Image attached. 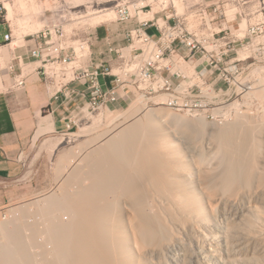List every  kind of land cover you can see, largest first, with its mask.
I'll use <instances>...</instances> for the list:
<instances>
[{"label":"rangeland","instance_id":"rangeland-1","mask_svg":"<svg viewBox=\"0 0 264 264\" xmlns=\"http://www.w3.org/2000/svg\"><path fill=\"white\" fill-rule=\"evenodd\" d=\"M125 1H127L131 5L135 3L142 4L148 2V0H14V29L18 33L38 32L48 26L52 27L54 24H58L62 27L64 31V37L66 39H69V41H71L72 39L75 40L81 35L89 32L92 28L102 22L116 21V5ZM110 10L112 11V15L110 17H105L100 22H94V19L96 17L100 15L104 16L105 12H109ZM157 10V5L154 4L153 12L147 14L145 12H142L141 16L152 17L153 13ZM148 33L151 36L156 37L154 29L149 30ZM72 43L77 48L79 47V44H81V41L77 40L73 41ZM141 86L144 87V84ZM131 91L132 97L129 100L128 104L123 108L115 109L106 105L96 110L89 108V110H87V118L81 123V129L74 135L63 138L57 150L52 152L49 167L45 172H43L42 179L40 180L41 182H39L38 185L30 187L26 194H24L23 196L21 195L20 197L15 199L13 203L0 208V215L2 216L1 219H8V222L6 224L7 228H4V230L0 227V256H3L5 252H8V254L10 253L9 255L5 253L2 258L0 257V263L14 264V262H17V264H29L31 262L30 256H37L36 254H38L39 256V254H41L40 256L45 257L46 254L49 253V255L51 256L54 253V247L51 246V244L53 243H51V237L49 236V234H47V229L51 227V230L52 228L54 229L56 226L60 225V228H55V231H57L58 233L64 228V226H62L61 220H58L56 216L57 214H55V212L58 213V215L59 213L61 215L58 205L59 202L60 204H63V200H66V197L69 196V198H71L73 197L72 195L75 194L72 190L68 192L69 195L67 193V195H64V192L67 190L66 187L69 186V188L73 189L71 186L74 187L75 184L78 183L74 178V181L71 180L73 177L71 175H73L74 170L73 172L69 173V175H67V170L69 169L70 164L72 165L77 162L76 160L80 152H82L83 150H91V148H93L92 146L95 145L94 143L92 144V142L95 141L94 139L98 138L100 135H103V133L104 135H107L105 133L113 132L115 131L114 129H116V132L119 133L118 130L124 129L125 126L123 125H126V123H124L126 120L128 121V124L131 122L134 125L137 122L136 118H144L146 116L145 113L153 112L154 116L163 124L165 131L168 130L166 131V133H170L169 135L172 136L171 138L176 142L174 148L176 151V157L185 162L188 166V169H190L191 174H189V177L187 176V179L185 178V180L190 183H194L196 187H199L201 185L204 191H207V193H209L210 191L213 195L215 194V210L218 213L220 210L223 211L219 213V217L222 220L223 224L226 223V225L224 226L229 232L228 236L230 235V250L226 252L218 247L220 251V257H223L226 264H264V78L261 79L259 84L256 85L253 89L243 92L241 100L236 99L231 106L225 107V104H222L221 106L217 107L216 112L221 113L225 116V118L221 120H212L207 117L192 116L185 112H180L176 109L174 110L173 107H170L167 103V96L162 91H153L150 89L136 90L133 87H131ZM156 108H158V112L156 111ZM161 118L163 120H161ZM181 118H184V122L181 121ZM132 119L136 122H134ZM185 120H187L188 123L185 122ZM232 123H234L235 125H232ZM228 124H230L231 126H226ZM117 125L118 127H116ZM214 126L216 127L214 128ZM219 127H222L220 131H218ZM224 127L226 128V132L224 131ZM227 127H230L231 130L228 131ZM221 130L224 132H222ZM142 131L143 130H135L134 132L142 134ZM116 132H114V134H116ZM219 134L221 135L219 136ZM236 134L238 136H236ZM218 136L220 138H217ZM243 141L246 145L243 143ZM236 150L239 152H237ZM237 160H239L240 162ZM80 163L82 164V162ZM77 166L81 167L79 163L77 164ZM77 166L75 165V167ZM232 168H236L235 170H237L235 173V177L233 178L231 175L232 172L230 170ZM260 168H262L263 170ZM78 169L79 167L75 168V172L78 171ZM227 172H229V174H227ZM225 174L226 180L224 179ZM238 176L240 179L238 178ZM228 182H230L231 184ZM63 184L67 186L65 187ZM211 193L209 194L211 195ZM63 195L65 196L64 199ZM50 197L52 199L54 198L52 200L53 202H51ZM216 197L218 199H216ZM250 198L251 200H249ZM228 199L230 200V202L228 201ZM232 200L235 201V203H233ZM248 200L250 202H248ZM47 202H51L50 204H54V207L56 206L52 213L46 210L48 207V205L46 204ZM55 202L57 204H55ZM37 206L41 207V209H43V207L45 206L44 208L46 212L44 209L42 210L43 212L38 210ZM57 210H59V212H57ZM259 210L260 213H258ZM47 212L49 216H47ZM261 213L262 216H260ZM3 214H6V216L3 217ZM60 215L59 217L61 218ZM44 216L47 217V219ZM54 216L56 217L55 220L53 218ZM79 216L81 219H83L82 215H78V218ZM44 218L47 220V222L46 220H43ZM177 218L178 220H176L175 223L169 221V224L171 226L169 225L170 227L167 229H172L170 231H172L173 233L168 230L170 232L169 233L166 229L164 234L165 241L163 240L162 242L164 243V246L169 243L170 248H162L163 250L160 248L161 250L158 253L145 256L146 258H143L145 264H175L173 261L174 257L179 258L181 264H197L195 261V256L198 251L195 245L197 239H200L201 237H208H206L205 234L202 235V230H200L201 226L198 224V222L197 224L196 222H194V224L191 221L190 223L189 221L185 223V220L180 218V216L177 215ZM28 220H31L30 223ZM251 220L256 221V225H253V222H251ZM38 221L41 222L39 223ZM178 221H180V223ZM31 223L34 225V228L36 226L37 227L34 229ZM42 223H44L45 230L42 227ZM86 224L88 225V223ZM181 225L186 226L185 230L181 229ZM9 227L10 229H8ZM38 229H40L41 231ZM254 229H257V233ZM260 230L263 231L261 232ZM6 231H8L9 233H7ZM11 232L13 234L14 232L16 233L14 234V236H12L10 234ZM18 233L19 235H17ZM167 233H169L170 236ZM252 233L259 235L253 236L249 239V236ZM39 234H41V236ZM166 235L169 236L170 239H168L169 237L166 239ZM175 235H178V237L180 236L179 239L175 238ZM22 240H25V242H23ZM28 241L31 242L29 243ZM38 242L40 244H37ZM211 242H214L213 245H216L214 239H212ZM11 244H13V246ZM15 244H17L18 246ZM22 245L25 246L22 247ZM26 247H29L30 249H27ZM34 247H40L41 249L36 248L35 250ZM42 247L44 249H42ZM26 249L27 251H25ZM20 250H22L23 253H20ZM42 250L45 251L42 252ZM28 251H30V253ZM13 256L17 258L15 259V261L13 259ZM40 256L34 260H31L33 262L35 261L36 263V260H39L37 264H41L43 257ZM53 256L54 264H58V262H56L58 261L55 258L56 256ZM33 262L31 263L36 264L35 262Z\"/></svg>","mask_w":264,"mask_h":264},{"label":"bare ground","instance_id":"bare-ground-1","mask_svg":"<svg viewBox=\"0 0 264 264\" xmlns=\"http://www.w3.org/2000/svg\"><path fill=\"white\" fill-rule=\"evenodd\" d=\"M111 15H112V11L110 10L109 12H105L104 16L100 15L96 17L94 19V22H100L102 21L103 18L110 17ZM156 109H157L156 111L158 112V108ZM145 114L146 116L144 118H139V117H138L139 119L136 118L137 122L132 119L134 122H136L134 125L131 122L128 124V121L126 120L124 122L126 123V125H123L125 126L124 129H120L121 131L117 129L119 133L116 132V129H114L115 131L113 132L105 133L107 135H104V133L103 135H100V136L98 135L99 137L98 136H97L98 138L95 137L96 138L94 139L95 141L92 142V144L93 143L95 144L94 146H92L94 149L91 148V150H87V151L83 150L82 152L79 153V156L76 154L78 158L75 164L71 165L69 163L70 167L67 170V175H69V173L73 172L74 170L73 175H71L73 176L71 180H73L74 178L76 179V182L78 183L74 182L76 183L75 186L74 187L71 186L73 189L69 188V186L66 187L67 185L65 186L63 184L67 188V190L64 192L65 193L64 195H67L68 192L72 190H73V193L75 194L72 193L73 197L69 198L68 196L65 198L66 200H63L65 197L63 195V199H61L64 201L63 204H60V202L58 204L59 210L61 212V215L60 213L59 215L61 216V218L59 217L58 213L54 211L55 214H57L56 216L58 220H61L62 226H64V228L63 229L61 228L62 230H60L58 233L57 231H55V228L59 227L60 225L56 227L54 226L55 228L54 229L52 228L51 230H50L51 227L47 229L48 230L47 234H49V236L51 237L50 238L52 241L51 243L54 244V245L51 244V246L54 247L53 249L54 253L51 256L49 255L50 253L46 254V256L43 254L45 257L40 256L41 254H39L40 257H43L41 264H54L53 255L56 256L55 258L58 260L56 261L58 262V264H145L143 260L145 256L154 255L158 253L162 248H167V249L168 247L170 248L169 243L166 244V246H164V243L162 242L165 238L164 234H165L166 229L171 226L169 224V221L175 223L176 220H178L177 215L180 216V218L184 219L185 223L188 221L190 223L191 221L193 223L196 222L197 224L198 222V224L201 226L200 230H202V233H203L202 235L205 234V236L208 237V238L201 237L200 239L199 238L197 239V242L195 244L196 248L198 249L197 254L195 256L196 263L197 264H226L223 257H220L219 255V252H220L219 248L226 252L230 250V241H229L230 235L228 236L229 232L228 230H226V227L224 226L226 225V223L223 224L222 220L219 217L220 215L219 213L223 211L220 210L218 213L215 210V207H214V203H215L214 195L215 194L213 195L209 191V193H211L212 195L211 196L209 193H207V191L206 192L204 191V189L202 188L200 184H199L200 185L199 187H196L194 183H190L185 180V178L189 174H191V172H190V169H188V166L186 165V163L181 161V159H178V157H176L175 155L176 151L174 149L176 142L171 138L172 136L169 135L170 133L169 134L166 133V131L168 130L165 131L163 124L161 123V121H159V119H157L154 116L153 112H149V113L147 112ZM183 119L181 118V121H183ZM161 120L163 119L161 118ZM187 120H185V122H187ZM232 125H235V124L232 123ZM226 126H231V125L228 124ZM116 127H118V125ZM215 127L216 126H214V128ZM225 127H224V131L226 129ZM221 128L219 127L218 131H220ZM229 128L230 127H227L228 131L231 130V128L230 129ZM135 130H140V131L143 130V131H142V134H138L137 132H134ZM114 132H116V134H114ZM220 135L221 134H219V136ZM219 136L217 138H220ZM236 136L238 135L236 134ZM80 162H82V164ZM78 163L79 165H81V167L77 166ZM75 165L79 167L78 171L76 172H75V168L77 167H75ZM235 169L234 168L230 169L232 172L231 174L232 178L235 177V173L237 171ZM227 174H229V172H227ZM252 176H253V173H252ZM190 177H193V176H190ZM224 179L226 180V174H225ZM227 181H224V182H227ZM53 199L51 198V202H53L52 201ZM216 199L218 198L216 197ZM249 200H251V198ZM249 200L248 202H250ZM228 201L230 202L229 199ZM232 202L235 203V201L233 200ZM50 203L48 202L46 203L48 205L46 210L52 213V211L54 210L56 206L54 207L53 206L54 204H50ZM55 204L57 203L55 202ZM37 207H38V210L40 211H42L43 209L45 210L44 208L45 206L43 207V209H41L42 205L41 207L39 206ZM59 210H57V212H59ZM260 210L258 211V213H260ZM54 212H53V215H54ZM78 215H82L85 221L81 219L80 216H79L80 218L79 219ZM4 216H6V214H3V217ZM47 216H49L48 212H47ZM260 216H262V213ZM1 217L2 216L0 215V227L3 229L4 228L6 229L7 228L6 224L8 222V219L4 220L5 218L1 219ZM45 218L47 219V217ZM45 218L43 219L44 221L46 220ZM53 218L55 220L56 217L54 216ZM252 220L251 222H253V225H256V221H252ZM28 221L30 223L31 220H28ZM85 222L88 223V225ZM178 222L180 223V221ZM32 227L34 228L33 224H32ZM42 227L44 229V223H42ZM185 228L186 226L181 225V229L185 230ZM8 229H10V227ZM168 230L169 229H167V231ZM254 230L257 233V229H254ZM6 232L9 233L8 231ZM15 233L16 232H14V234ZM263 233H260V234H263ZM10 234L14 236L12 232ZM252 234L249 236V239L252 238L253 236L259 235L255 233L253 235ZM17 235H19V233ZM39 235L41 236V234ZM169 236H167L166 239ZM179 237L178 235H175V238L179 239ZM168 239H170V237ZM212 239L215 240L216 245L215 244L213 245L214 242H211ZM25 240L24 241L22 240V241L25 242ZM17 241H18V238H17ZM166 241H169V240H166ZM37 244H40V243L38 242ZM11 245L13 246V244ZM23 246L25 245H22V247ZM36 248L41 249L40 247H36ZM27 249L25 251H27ZM42 249L44 248L42 247ZM20 251H21L20 253H23L22 250ZM43 251L45 250H42V252ZM28 252L30 253V251ZM6 254H8V252ZM36 255L38 256V254ZM3 256H0V257L2 258ZM15 256H13L14 258L12 257L14 261L15 259H17ZM37 256L33 255L30 257L31 259L34 260L39 257ZM31 259L30 261L33 262ZM36 261L38 263L39 260H36ZM173 261L175 264H181L179 258L174 257ZM14 264H17V262H14Z\"/></svg>","mask_w":264,"mask_h":264},{"label":"crops","instance_id":"crops-1","mask_svg":"<svg viewBox=\"0 0 264 264\" xmlns=\"http://www.w3.org/2000/svg\"><path fill=\"white\" fill-rule=\"evenodd\" d=\"M8 1V2H5ZM174 11L182 26L193 34L203 35L212 29H229L240 33L238 44L248 39L243 37L248 29L264 21V0H174ZM6 16L0 21L2 34L12 33L10 42H0V208L14 202L27 193L30 187L38 185L50 163L52 152L56 151L62 139L74 135L81 129V123L87 118L91 95L88 87L91 77L79 75L70 80L46 76L43 67H49L51 60L66 57L69 59L72 76L83 71H93L101 65L119 72L121 59L111 48H120L126 58L139 53L132 50L126 39L130 29L141 24L137 15L125 21L102 22L89 32L73 41L87 40L88 55L78 58L73 53L76 46L69 39H58L54 35L43 36L38 32L18 33L14 29V0H3ZM219 3H229L237 7L233 19L206 22L200 11L212 8ZM8 4V5H7ZM180 7V9H179ZM156 17L164 19L165 12H156ZM244 20V21H243ZM244 22V23H243ZM241 24V26H240ZM156 37L160 35L156 26ZM43 30V29H42ZM223 34H219L221 36ZM264 34L256 36L262 39ZM41 49V56H33V51ZM181 44L176 42L167 60L170 70L183 68L188 70V62L181 66L179 51ZM167 68L158 70V74L169 75ZM22 76L26 84L16 87L17 79ZM98 80L104 90L114 87L112 75L99 73ZM131 87L141 90L135 74L125 78L124 85L118 90L114 101L106 106L119 109L126 106L132 97Z\"/></svg>","mask_w":264,"mask_h":264},{"label":"built area","instance_id":"built-area-1","mask_svg":"<svg viewBox=\"0 0 264 264\" xmlns=\"http://www.w3.org/2000/svg\"><path fill=\"white\" fill-rule=\"evenodd\" d=\"M157 5L156 12H165L164 19L141 16L142 12L151 13ZM177 3L174 0H148L147 3L130 4L127 1L116 5L117 20L125 21L133 16L140 17L141 24L130 29L126 39L132 50L144 53L145 57L138 58L135 53L131 58H126L120 48H111L121 59L119 72H113V68L101 65L93 71H83L72 76L69 59L51 60V65L43 67L46 76L70 80L79 75L91 77V85L88 92L91 95L90 108L93 110L102 108L107 101H114L118 90L124 85L125 78L135 74L142 89L162 91L167 96V103L177 111L185 112L192 116L207 117L212 120H221L225 116L217 113V107L225 104L231 106L236 99L241 100L242 93L253 89L264 78V37L256 36L264 34V21H261L248 29L243 37H248L242 44H238L240 33L229 29H212L203 35L193 34L182 26L181 19L174 11ZM237 7L229 3H219L212 10L200 11L202 20L211 24L214 20L224 19L229 21L237 13ZM6 16V6L0 0V21ZM156 26L160 32L158 38H153L147 28ZM43 36L54 35L56 38H64V31L58 24L48 26L40 32ZM219 34H223L219 36ZM12 33L2 34L0 42H10ZM179 42L181 50L179 60L181 66L189 63L188 70L182 67L171 71L167 56ZM89 43L81 41L73 53L78 58L88 55ZM33 56L39 57L41 49L33 51ZM167 68L169 75L158 74V70ZM104 73L114 77L115 85L110 90H104L98 80V74ZM26 80L20 76L15 85L24 87Z\"/></svg>","mask_w":264,"mask_h":264}]
</instances>
